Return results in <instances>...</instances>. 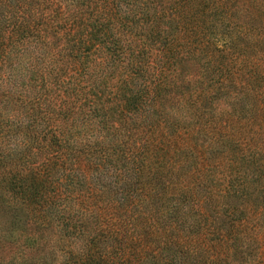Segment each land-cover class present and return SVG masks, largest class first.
<instances>
[{
  "label": "trees",
  "instance_id": "obj_1",
  "mask_svg": "<svg viewBox=\"0 0 264 264\" xmlns=\"http://www.w3.org/2000/svg\"><path fill=\"white\" fill-rule=\"evenodd\" d=\"M0 264H264V0H0Z\"/></svg>",
  "mask_w": 264,
  "mask_h": 264
}]
</instances>
